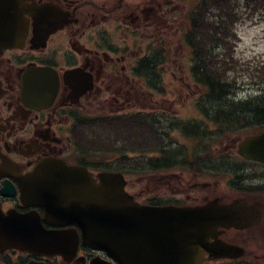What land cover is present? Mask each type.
<instances>
[{
    "label": "flooded vegetation",
    "instance_id": "1",
    "mask_svg": "<svg viewBox=\"0 0 264 264\" xmlns=\"http://www.w3.org/2000/svg\"><path fill=\"white\" fill-rule=\"evenodd\" d=\"M180 4L183 0H3L0 23L7 26L0 28V207L5 213L37 212L44 220L45 209L25 200L24 185L35 180L30 176L42 164L63 162L86 169L97 181L103 172L123 174L127 190L143 205L196 207L217 200L257 206L249 229L264 238V163L242 156L236 144L212 146L203 140L211 125L199 124L211 101L197 98V112L186 117L140 108L149 93H164L163 53H172L180 34ZM19 30H27L25 38ZM174 128L190 144L168 145L166 129ZM148 138L159 143L149 148ZM140 140L136 159L132 147ZM149 152L157 156L155 161L148 159ZM186 172L192 174L187 190L179 175ZM133 180L144 186L139 192L130 190ZM44 225L54 230L74 227ZM238 233L232 228L219 238L235 244ZM218 263L264 260L208 262ZM0 264L119 263L80 239L77 249L64 255L0 251Z\"/></svg>",
    "mask_w": 264,
    "mask_h": 264
},
{
    "label": "water",
    "instance_id": "2",
    "mask_svg": "<svg viewBox=\"0 0 264 264\" xmlns=\"http://www.w3.org/2000/svg\"><path fill=\"white\" fill-rule=\"evenodd\" d=\"M240 152L264 162V133L241 143ZM51 168L40 167L31 176L35 180L24 185L25 194L47 208L46 220L78 225L86 244L105 250L120 264H203L205 252L209 259L240 257L242 249L218 240V229H243L256 217L250 207H220L215 202L188 208L145 207L125 191L120 174H101L96 182L86 170L54 167L52 174L45 173ZM67 239L64 232L46 230L38 214L6 215L0 210L2 251L64 254Z\"/></svg>",
    "mask_w": 264,
    "mask_h": 264
},
{
    "label": "trees",
    "instance_id": "3",
    "mask_svg": "<svg viewBox=\"0 0 264 264\" xmlns=\"http://www.w3.org/2000/svg\"><path fill=\"white\" fill-rule=\"evenodd\" d=\"M204 5L203 14H196L193 23L192 72L195 81L207 89L212 121L229 133L237 124L264 129V78L259 84L260 94L252 102L235 103L232 97L239 89V79L231 74L237 73L232 67L235 26L248 11L264 15V0H205Z\"/></svg>",
    "mask_w": 264,
    "mask_h": 264
},
{
    "label": "rangeland",
    "instance_id": "4",
    "mask_svg": "<svg viewBox=\"0 0 264 264\" xmlns=\"http://www.w3.org/2000/svg\"><path fill=\"white\" fill-rule=\"evenodd\" d=\"M196 1L183 0L184 5L180 4L177 9L176 17L178 18L180 27H183L184 31H187V23H184V21H186V17L194 4H196ZM248 12L244 16L245 18L240 20L235 26L239 39L232 67L237 73L231 72L234 78L239 79L238 83L241 87H245L244 93L241 94L242 99L253 97L264 78V65H262L264 63V15H251L250 11ZM173 43L172 53H163L167 57L163 65V73H165L164 93H149L146 106H141L140 108L147 109V111L162 110L167 113L172 111V113L180 117L192 116L194 112H197L193 104H195V100L199 97L200 90L194 85L192 80L191 71L189 70V66L191 65L190 53L182 40L181 30L177 39L173 40ZM248 134V131L242 132L238 137L234 138L235 136H232V140L226 142L237 144L247 137ZM178 138L181 143H189L188 139L183 138L181 134H177L176 137L174 135V140ZM137 154V152H132V155ZM179 175L183 177L181 181L185 182V190H187L192 180V174L186 172L184 174L179 173ZM205 180V178H202V182ZM133 181L135 186L134 189L130 190L134 193L139 192L144 186L141 187L139 184H136L137 181ZM180 186L178 185L179 189ZM260 237L261 235L257 231L246 229L240 231L234 241L237 242L238 239L240 243L250 245V252L264 259V240L260 241ZM255 238L257 239L255 240Z\"/></svg>",
    "mask_w": 264,
    "mask_h": 264
}]
</instances>
